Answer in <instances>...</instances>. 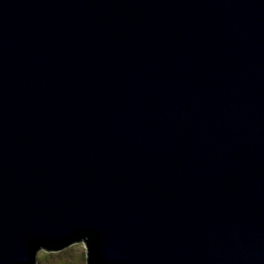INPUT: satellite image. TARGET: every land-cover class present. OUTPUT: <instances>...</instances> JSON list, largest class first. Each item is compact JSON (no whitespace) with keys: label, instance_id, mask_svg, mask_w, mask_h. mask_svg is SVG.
<instances>
[{"label":"water","instance_id":"obj_1","mask_svg":"<svg viewBox=\"0 0 264 264\" xmlns=\"http://www.w3.org/2000/svg\"><path fill=\"white\" fill-rule=\"evenodd\" d=\"M78 236L264 264V0H0V264Z\"/></svg>","mask_w":264,"mask_h":264},{"label":"rangeland","instance_id":"obj_2","mask_svg":"<svg viewBox=\"0 0 264 264\" xmlns=\"http://www.w3.org/2000/svg\"><path fill=\"white\" fill-rule=\"evenodd\" d=\"M35 264H87V246L75 241L59 250L38 249Z\"/></svg>","mask_w":264,"mask_h":264},{"label":"trees","instance_id":"obj_3","mask_svg":"<svg viewBox=\"0 0 264 264\" xmlns=\"http://www.w3.org/2000/svg\"><path fill=\"white\" fill-rule=\"evenodd\" d=\"M81 237H82V236H78V237H76V239L74 238L73 240H71V242H72V241H75V240L80 241V240H78V239H81ZM68 243H69V242H68ZM61 245H62L61 248L64 247V244H61ZM55 247H56V245H55Z\"/></svg>","mask_w":264,"mask_h":264},{"label":"clouds","instance_id":"obj_4","mask_svg":"<svg viewBox=\"0 0 264 264\" xmlns=\"http://www.w3.org/2000/svg\"><path fill=\"white\" fill-rule=\"evenodd\" d=\"M78 242V241H77ZM79 242H84V239H81ZM84 244H85V242H84Z\"/></svg>","mask_w":264,"mask_h":264}]
</instances>
